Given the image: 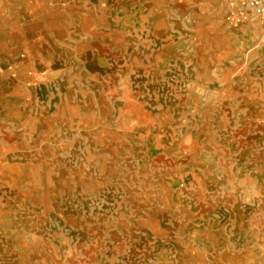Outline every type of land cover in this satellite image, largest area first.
I'll return each mask as SVG.
<instances>
[{
  "label": "rangeland",
  "instance_id": "1",
  "mask_svg": "<svg viewBox=\"0 0 264 264\" xmlns=\"http://www.w3.org/2000/svg\"><path fill=\"white\" fill-rule=\"evenodd\" d=\"M22 2L34 24L0 30V264H264V23L225 0Z\"/></svg>",
  "mask_w": 264,
  "mask_h": 264
},
{
  "label": "built area",
  "instance_id": "2",
  "mask_svg": "<svg viewBox=\"0 0 264 264\" xmlns=\"http://www.w3.org/2000/svg\"><path fill=\"white\" fill-rule=\"evenodd\" d=\"M227 20L233 26L248 21L251 17L264 23V0H225Z\"/></svg>",
  "mask_w": 264,
  "mask_h": 264
},
{
  "label": "crops",
  "instance_id": "3",
  "mask_svg": "<svg viewBox=\"0 0 264 264\" xmlns=\"http://www.w3.org/2000/svg\"><path fill=\"white\" fill-rule=\"evenodd\" d=\"M22 3V0H0V25L2 26L0 29L1 31L15 30L17 34H20L22 33L24 24H34L33 19H24L14 12V10L17 8L21 9L19 5L22 6ZM14 13L16 15H14Z\"/></svg>",
  "mask_w": 264,
  "mask_h": 264
},
{
  "label": "bare ground",
  "instance_id": "4",
  "mask_svg": "<svg viewBox=\"0 0 264 264\" xmlns=\"http://www.w3.org/2000/svg\"><path fill=\"white\" fill-rule=\"evenodd\" d=\"M134 18H135V16H134ZM125 23L126 24H128V26H130L131 25V20H128V17H126V19H125ZM117 38H115V42H116V44H117V41L119 42V40H118V36H116ZM119 44V43H118ZM92 64V63H91ZM184 150H187V151H195L196 150V144L194 143V142H189V144H185V146H183L182 147ZM188 172L189 173H191L192 175L193 174H195V172H194V170H192V165L190 164V165H186V166H182V167H180V169H179V173H182V174H188ZM177 182L179 183V181L177 180ZM203 226V225H202ZM203 230H204V227H201V232H203ZM209 236H206V234L204 235V236H202L201 238H200V240L202 239V240H205V239H208V240H211V233H209L208 234ZM197 236V235H196ZM205 236H206V238H205ZM198 237V236H197ZM204 242V241H203ZM205 242H207V241H205Z\"/></svg>",
  "mask_w": 264,
  "mask_h": 264
}]
</instances>
